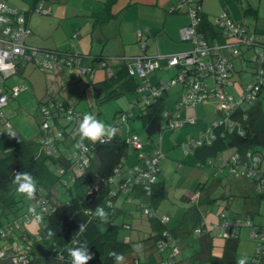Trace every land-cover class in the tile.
<instances>
[{
	"label": "crops",
	"instance_id": "1",
	"mask_svg": "<svg viewBox=\"0 0 264 264\" xmlns=\"http://www.w3.org/2000/svg\"><path fill=\"white\" fill-rule=\"evenodd\" d=\"M3 1L10 7H15L24 12L26 23L31 29V34L24 39L28 46L57 53H68L79 57L80 64L69 69L61 64H55L52 68H43L32 65L31 62H25L18 64L15 73L0 76V89L8 96L7 102L0 105V155L17 138L32 141H37L40 138L39 125L44 120L40 105L45 101L58 99L64 101L67 107H71L65 99H76L73 98V94L77 95L78 92L81 94L78 99L96 100L92 83L106 79L109 70L115 72L129 59L144 55L154 58L180 51H189L192 48V42L182 38L180 33L181 28L190 23L187 3H183L178 10L172 9L179 0ZM198 1L201 2L203 9V21L199 28L205 29L210 42L223 41L213 24V18L220 13H226L235 22L243 25L248 32L264 37V0ZM38 5L41 9L35 11L34 8ZM139 30L142 33L140 37L137 34ZM214 30L217 31L218 35L215 34ZM140 40L146 42L145 49L140 47ZM3 46L4 42L0 33V47ZM258 53L256 52V55ZM237 59L240 61V67L236 64ZM253 60L247 59L244 52L243 56L233 58L234 69L231 73L233 83L236 81L233 78L235 73L241 82L243 80L242 72L252 74ZM160 65L164 66L161 62ZM165 67L167 68V66ZM158 76L159 74L150 75V81L156 83L159 79ZM245 83L247 81L242 82L241 86L243 87ZM18 84H23L25 90L13 97L10 94V89ZM63 89L67 93H64ZM81 89H83L82 92H80ZM122 94L138 95L135 92L134 94L124 92L119 95ZM260 96H264V88L255 102V105L264 111V99L261 100ZM132 99L135 100L133 102L135 105H137L136 99L143 101L139 95ZM101 103L96 101L97 105ZM197 104L186 107L183 114L191 117L194 114L192 109ZM128 110L133 115L135 110L133 106L129 107ZM118 113L119 110H116L108 122L104 119L105 123L110 125ZM218 116L217 105L216 117L203 131L201 130L199 134L198 132L194 133L191 137L196 138L211 129V124ZM136 117L140 122L142 121L138 115ZM61 118H56L57 125L65 128L66 121L65 126H62ZM191 118L195 119L194 124L197 123L195 114ZM9 126L16 131V137H9L6 133ZM134 127L135 124L132 116H130L123 128L140 138L146 153L157 151L160 154L157 163V185H163L165 193L162 198L153 201L151 209H155L159 216L167 217L164 223L159 219L158 222L166 226L167 229L169 228L170 233L177 237L180 253L183 250V241H187L188 246L193 249L189 264H197V262L210 264L212 256L221 255L222 246L229 239L217 235L225 230L221 228L224 220L248 219L256 225H264V219L258 218L262 204L261 199L264 196L262 184L259 186L253 178L243 173H231L228 170V161L236 151L234 147L224 148L213 154L207 150L185 152L184 149H181L183 146L182 136L174 137L172 132L168 134L172 137H167L164 135L165 133L161 134L163 130L159 133V138L154 139L155 135L148 138L147 142L150 143L148 145L141 139ZM71 133H73L71 130L67 132L65 129V135L58 141L59 154L66 157L75 150L74 145L79 140L75 136L76 133L74 135ZM129 152L127 147L124 160L119 167V174L113 173L114 180L109 183L110 188L115 187L117 190L115 196L112 197V203L120 208L119 215L122 219L120 225L123 231L119 239L130 241L133 244L131 252L124 255V264H154L158 259L152 247L157 248L155 243L161 236L160 225H157V219L147 217L146 220L143 218L144 214L140 210V204L145 201V198L140 194L139 187H132L128 191H123L119 187L123 179L134 174L131 167L138 163L136 150H134L136 159L132 158L129 163ZM208 161L210 162L208 163ZM55 166V163L50 162V169L56 170ZM259 168L264 172V159L260 162ZM182 169L183 172H187L188 178L191 177L197 181L194 188L189 185L183 188L182 200L188 202L187 208L184 207L185 204L178 205L176 203L178 200L176 198L177 188L182 177L178 178V186L173 190L172 196L167 186L168 177L170 178L171 175L172 179V173L182 171ZM68 174L69 172H66L61 175V179L64 180ZM254 183L256 186L255 194H253ZM259 187L260 191H258ZM194 191H199V196L195 201H191L188 197ZM214 206L218 207V217L213 214ZM181 210H183V214L178 221L177 216ZM137 212L141 214L139 218L135 217L138 215ZM222 212L226 215L224 220L220 216ZM200 226L206 230L197 235L194 229ZM234 231L237 235L232 236V238L237 239L236 253L238 258L247 256L248 260L251 259L256 252V247L249 245L252 240L255 242V239L250 237L251 228L240 226ZM213 232H216V235ZM192 234L196 237L195 241H192ZM239 239H241L240 242ZM190 240L191 242H189ZM136 242L142 244V249L141 247H134ZM164 252L168 253V250L160 252L162 257H165V255L163 256ZM140 254L144 256V262H142ZM179 255L176 260H179ZM181 264H186V262L181 261ZM257 264H264V256L259 259Z\"/></svg>",
	"mask_w": 264,
	"mask_h": 264
},
{
	"label": "built area",
	"instance_id": "2",
	"mask_svg": "<svg viewBox=\"0 0 264 264\" xmlns=\"http://www.w3.org/2000/svg\"><path fill=\"white\" fill-rule=\"evenodd\" d=\"M183 3H187V13L190 18V23L181 28L180 33L182 38L192 42V48L189 51H180L172 54L148 57L136 56L128 61L130 75H136L139 78H144L148 73L160 67V61L165 60L167 68L177 67L178 73L169 83L160 81L156 85H151L148 82L143 83L140 91H150V95L154 96L163 88L166 89L169 84H182V94L175 104L173 111L165 110L163 117L168 119V128L174 129L182 127L186 124L194 123L195 119L183 114L186 107L195 105L209 97L219 99L218 118L211 124V129L200 134L196 138H190L183 143L185 152H192L194 148L203 144H210L213 136V127L223 125L229 132L235 128L240 135H244V129L234 117V111L240 109L243 111L247 107L255 104L260 91L264 88V52L258 53L254 58V67L250 80L243 85V94L237 99L229 92V88L233 86L231 73L234 69L233 58L243 56L242 47L261 48L264 50V37H259L251 32L238 22L231 19L226 13H220L213 18V24L219 31L223 41L210 42L204 32L200 30L202 15V4L198 0H179L173 7V10H178ZM40 5L34 8L35 11H40ZM0 25L1 37L4 46L0 47V65H10L6 69L0 68V76H8L17 70L20 63L31 62L36 66L43 68H52L55 64L67 66L69 69L80 64V58L68 53H57L50 50L40 49L28 46L25 43V37L31 34V29L26 23L24 12L15 7H10L5 1H0ZM138 36L142 35L141 31L137 32ZM140 47L145 49L146 42L140 40ZM111 70L108 74H111ZM212 80V82H211ZM164 86V87H163ZM25 90L23 84H18L10 89V94L15 97L20 92ZM147 95L142 97L145 100ZM8 96L0 89V105L7 102ZM40 109L44 115V120L39 125L41 136L40 144L43 146L48 156L59 157L58 141L64 136V129L57 125V117H62L66 121V127L69 126L73 133H77L79 120L82 116L71 107H67L58 99H50L40 105ZM244 112V111H243ZM128 112H119L112 122L111 126L116 128V132H120L128 118ZM108 140V139H106ZM128 144L131 143L137 151L138 163L132 165L133 173L130 177L123 179L119 187L123 191H128L132 187H139L144 192V200L140 206L144 215L158 218L164 223L167 220L166 216H159L155 209H151L149 196L158 178V160L159 152L146 153L144 144L140 138L133 134L127 138ZM87 151L80 152L73 150L66 159L71 161L69 169L59 167L56 171L60 175L69 172L65 179L75 180L81 175L92 161L93 152L92 144L85 141ZM264 159V148L257 153L246 152L244 155L235 151L228 161V170L231 173H243L248 177L253 178L259 186L264 183V172L259 168L260 162ZM210 161H208L209 163ZM114 174H119V167L115 168ZM113 175L109 177L108 183L113 182ZM38 191V190H37ZM116 188H110L106 203L112 204V197L116 194ZM260 191V187L258 188ZM199 196V191H194L189 195V200L195 201ZM223 220L225 213L220 214ZM240 226L251 228L250 237L256 241V262L264 256V225L259 226L252 223L250 220H224L221 228L225 229L217 235L229 238L236 236L234 229ZM197 235L201 234V226L194 229ZM156 247L159 250L167 249L169 259L165 264H175L176 257L180 253L178 239L172 237L168 229L161 231V236L156 240ZM16 247V246H15ZM14 247V248H15ZM10 250L12 251V249ZM20 249V248H19ZM14 252L15 264H26L28 256L20 254V258ZM6 254L4 250H0V258Z\"/></svg>",
	"mask_w": 264,
	"mask_h": 264
},
{
	"label": "trees",
	"instance_id": "3",
	"mask_svg": "<svg viewBox=\"0 0 264 264\" xmlns=\"http://www.w3.org/2000/svg\"><path fill=\"white\" fill-rule=\"evenodd\" d=\"M202 21L203 18L201 23ZM208 23L210 24V22ZM200 30L208 39L205 29ZM215 34L218 35L217 31ZM128 68V61H126L118 70L111 72L106 79L92 83L96 101L101 103L124 92L131 94L135 92L140 98L147 95L143 101L136 99V104H141L138 116L142 120V127L148 138H152L168 128V119L163 117V112L167 110L165 93L168 89L163 88L154 96L150 95L151 92L148 90L140 91L139 88H142V84L145 82L156 85L161 81V78L156 83L150 81L151 73L157 69L148 73L146 77L139 78L136 75H130ZM177 73L178 70L174 76ZM61 102L65 104L64 101ZM239 108L234 111V117L244 129V135H240L236 128L229 132L223 125H217L212 129L214 138L211 143L198 146L193 151L207 150L213 154L224 148L234 147L238 153L244 155L246 152L257 153L264 148V111L255 104L244 109V112L241 107ZM123 111L119 110V112ZM125 111L129 113V110ZM130 116H132V112L128 114L127 121ZM63 132L65 135V129ZM131 135L133 134L130 131L122 128L120 132H116L113 138L105 140L103 143L93 144L90 142L94 157L87 169L73 181L62 180L61 175L49 167L51 162L55 163L56 169L59 167L69 169L72 163L66 159V156L61 154L58 158L48 156L39 139L37 141L24 138L13 140L9 144V148L0 155V250L7 253L12 245L18 244L20 249L16 255L20 258V254H24L21 252L23 246L27 253L37 254L34 243L41 242L46 252V263L44 264H71V258L66 248L73 246V239L88 242V249L93 255L88 264H114L113 258L108 255L109 252L115 251L123 255L131 252L132 243L117 237L121 225L117 224L114 219L120 214V208L113 203L111 205L106 203L110 190L108 179L112 176L113 170L120 167L128 147L127 138ZM75 136L77 137V135ZM77 138L79 139V137ZM21 171L32 173L36 179L38 191L35 201H30L25 196L18 194L16 185L12 183L14 173ZM60 185L72 192L71 197L62 202L58 200L59 191H63L60 189ZM92 189H96V196L92 204H87L85 195ZM164 193L163 185H157L156 182L149 196L150 205L153 204V201L162 198ZM140 194L144 196V192L141 190ZM33 203L37 206V212L43 216V221L38 225L36 233H31L27 225L31 222L28 207ZM97 206L104 207L110 212L109 222L103 223L104 228L100 226L99 218L94 215V209ZM149 218L157 219L160 231L167 229L166 226L158 222V218ZM81 223L87 225V230L84 233L79 232ZM48 228L54 231L53 238L46 236ZM201 229V233H204L205 230L202 227ZM171 236L177 238L175 235L171 234ZM236 245L237 239L229 237L222 246L221 255L212 256L210 264H236L239 259ZM31 258L32 256H28L26 264L32 263ZM169 258L168 252L166 260ZM181 261L180 259L176 260L175 264H181ZM248 264H257L256 252L248 260Z\"/></svg>",
	"mask_w": 264,
	"mask_h": 264
},
{
	"label": "rangeland",
	"instance_id": "4",
	"mask_svg": "<svg viewBox=\"0 0 264 264\" xmlns=\"http://www.w3.org/2000/svg\"><path fill=\"white\" fill-rule=\"evenodd\" d=\"M242 49H243L244 54L246 55L247 59H252V60L254 59V57L256 55V52H259V54H260L263 51L259 47H257V49H255L254 47H251V48L247 49L244 46V47H242ZM160 62L164 66L160 65V67L156 70V72L155 73L152 72L151 75L154 76L155 74H159V76H158L159 79L161 78L162 81H164L166 83H169L171 81L172 77L176 74L178 69H177V67L166 68L165 67L166 66V61L165 60H162ZM236 64H237L238 67H240L241 64H240L239 59H237ZM32 65H35V64L32 63ZM241 75L243 76L242 82H245V81L248 82L249 79H250V76H251L250 73L245 72V71L242 72ZM233 78H235L234 80H236V81H234L233 86L229 88V92L233 95L234 98L238 99L243 94V87L241 86L242 82L240 81L239 76H237L236 73L234 74ZM211 82H212V80H211ZM67 85H69V84H67ZM167 89H168V91L165 93V99H166L165 100V105H166V108H167L168 111H173V109L175 108V104H176L177 100L180 98V96L182 94V84H180V83H178V84H169ZM82 91H83V89L80 90V92H82ZM63 92L67 93L64 89H63ZM70 95H72V94H70ZM80 95L81 94L78 92L77 95L73 94V98L75 97L76 99H65V100L69 104V106L79 110L78 112L82 116L85 113H91V114H94L97 117V119H100L102 121L105 119L108 122L110 120V118L112 119V115H113V113L116 110H128L129 107L133 106V108L135 109L133 111V115H132V119H133V122L135 124L134 130L138 133V135L141 137V139L145 143L150 145V143L147 142L148 141V137H147L146 132L144 131V128L142 127V123L136 117V115H138L140 113V105L141 104L139 103V104L135 105L133 103L135 100L132 99V98H134L135 95H133V96L132 95H128V94L118 95L116 98L108 99V100L103 101L101 104H98V105L96 104V100L95 99H78L80 97ZM260 99L261 100L264 99V96H260ZM218 104H219V99L218 98L209 97L207 100L203 101L202 103H198L195 106V108L192 109L193 113L197 117V123H195V124L194 123L193 124H186L185 126H182L183 128L176 127V128L173 129L174 131L170 130L169 128H165L162 131L161 134L165 133L164 134L165 136L170 137L171 135L169 136L168 134L173 132V134H174L173 136L174 137H177L178 135L182 136V138H183L182 142L183 143L188 141L190 138H193V137H191L192 134L197 133V132L199 134V132L201 130L203 131L205 129V127L216 117V109H217V105ZM263 107H264V102H263ZM194 114H192L191 117H193ZM105 120H104V122H105ZM60 123L62 124V126H65V120L63 118H61ZM65 129H66L67 132H70L71 128L69 126H67V127L65 126ZM71 134L74 135V133H71ZM159 136H160V134H156L154 136L155 137L154 139L159 138ZM128 145H129L128 148L130 150V152H129V154H130L129 155V163H130L131 162L130 160L132 158L134 160L136 158H135V155H134L135 154L134 153L135 149L133 148V145L131 143H129ZM182 147H181V149H184V147L183 148ZM230 148H232V147H228L227 149H230ZM125 163H126V161H125ZM226 175H227V172H226ZM172 177H173L172 179H171V175H170V178L168 177L167 186H168L169 193H171V196H172L173 190L179 185L178 188H177L176 198H178V200L176 201V203L178 205H183V204L186 205V204H188V202H185V201L182 200L183 188H185L187 185L192 186L194 188V186L196 185L195 183L197 181H195L191 177L188 178L187 177V172H183V169H182V171L173 172L172 173ZM179 177H182V178L180 180V183L177 185V183L179 181L178 180ZM170 181L173 182V183H171ZM253 185H254L253 194H255L256 193L255 183ZM262 187H263V190H264V183L262 184ZM60 189L63 190V191H59V193H58V195H59L58 200L60 202L66 201L67 199H69L71 197L70 195L72 194V192L70 190H68V189H65V186H63V185L61 186L60 185ZM263 195H264V193H263ZM261 200H262V204H261L260 209H259L258 218L260 217V218L264 219V196H263V198ZM187 206L188 205H186L184 207L187 208ZM217 208H218L217 206H214V211H213V214H215L216 217H218ZM137 213H138V215L135 216V217L139 218L141 214L139 212H137ZM182 214H183V210H181L179 215L177 216L178 221L181 219L180 217L182 216ZM143 218L147 220V216L144 215ZM114 220H115V222L117 224H121V221H122L121 215H118ZM99 224H100V226L102 228L105 227V225L101 221H100ZM27 225H28V228L31 231V233H36V231L38 230V226H34L31 222H30V224H27ZM204 230H206V229H204ZM122 231H123V228L120 227V229L118 230V234H117L118 239L120 238ZM213 233H214V235H216V232H213ZM191 237H193L192 241L196 240V237L194 236V234H192ZM240 241H241V239H239V242ZM189 242H191V240ZM17 245L18 244L12 245V248H14L15 246L16 247L14 249H12V251L10 250L6 254L1 256L0 264H4V263L12 264V263H14L13 262V260H14L13 250L15 252V251H18L19 248H20ZM249 245H251V246L254 245V247H256V241L254 242L252 240L251 242H249ZM134 247H141V249H142V244H140V242H136L134 244ZM182 247H183V250L181 251V253L179 255V259L184 261V262H186V264H189L190 261H191L190 260L191 252H192L193 249L188 246V242L187 241H183ZM34 248H35L37 254L27 253L26 250L24 249V246H23V250L21 252H23L27 256H32V258H31L32 263L31 264H44V263H46V261H45L46 260V257H45V253L46 252H45L44 247L42 246V243L41 242H39L38 244L34 243ZM132 248H133V244H132ZM152 248H153V250H154V252L156 254V257L158 259L154 264H165L167 252H164L163 256L165 255V257H162V255L160 254L161 251H159L155 247H152ZM254 252H255V249H254ZM141 253H142V251H141ZM140 255H141L142 262H144L145 261L144 256L142 254H140ZM252 255H253V253H252ZM18 264H20V263H18ZM197 264H203V263L202 262H197Z\"/></svg>",
	"mask_w": 264,
	"mask_h": 264
},
{
	"label": "clouds",
	"instance_id": "5",
	"mask_svg": "<svg viewBox=\"0 0 264 264\" xmlns=\"http://www.w3.org/2000/svg\"><path fill=\"white\" fill-rule=\"evenodd\" d=\"M10 65H0V68H8ZM116 128L106 124L104 121L97 119L94 114L85 113L79 120V125L77 128V133L79 135V140L75 143L74 149L80 152H86L87 144L85 141L96 143L105 142L106 139H111L116 134ZM9 137H16L17 133L15 130L9 128L7 132ZM12 183L16 185V191L18 194L25 196L30 201H35L37 193V182L33 177L32 173L27 171L15 172L13 175ZM28 213L31 214V223L34 226H38L43 221V216L37 212V206L35 203L28 207ZM95 217L107 224L110 218V212L104 207L97 206L94 209ZM87 230V225L81 223L79 225V232L84 233ZM46 236L48 238L54 237V231L50 228L46 231ZM72 247L66 248L68 255L71 258V264H88V261L93 258L92 253L88 249V242L86 240L80 241L79 239L72 240ZM109 257L113 258L114 264H124L125 257L121 253L111 251L108 253ZM236 264H248V257H240Z\"/></svg>",
	"mask_w": 264,
	"mask_h": 264
},
{
	"label": "water",
	"instance_id": "6",
	"mask_svg": "<svg viewBox=\"0 0 264 264\" xmlns=\"http://www.w3.org/2000/svg\"><path fill=\"white\" fill-rule=\"evenodd\" d=\"M95 196H96V189H92L91 192H88L85 195V200H86L87 204H92L94 202Z\"/></svg>",
	"mask_w": 264,
	"mask_h": 264
}]
</instances>
